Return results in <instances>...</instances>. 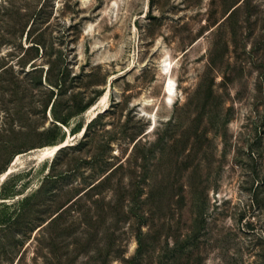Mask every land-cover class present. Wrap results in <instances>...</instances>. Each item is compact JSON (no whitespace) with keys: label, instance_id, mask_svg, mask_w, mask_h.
Wrapping results in <instances>:
<instances>
[{"label":"rangeland","instance_id":"obj_1","mask_svg":"<svg viewBox=\"0 0 264 264\" xmlns=\"http://www.w3.org/2000/svg\"><path fill=\"white\" fill-rule=\"evenodd\" d=\"M15 7L26 14L10 13ZM60 56L68 72L61 88L47 75ZM166 59L176 81L171 103ZM5 67L4 83L22 82L18 93L13 83L0 87V131L10 127L21 147L0 173V264H124L138 246L127 213L133 176L146 180L143 198L153 189L150 225L143 224L156 235L153 262L166 241H184L198 208L190 264H264V189L255 199L264 178V0H0ZM51 89L65 112L94 102L59 124L47 105ZM70 134L55 156L29 153L13 166L19 154ZM135 160L145 168L134 174ZM120 161L123 173L84 193ZM49 173L60 176L45 179ZM40 188L41 205L23 206ZM77 193L84 194L50 221ZM53 196L58 201L41 213ZM110 246L119 255L107 256Z\"/></svg>","mask_w":264,"mask_h":264},{"label":"trees","instance_id":"obj_2","mask_svg":"<svg viewBox=\"0 0 264 264\" xmlns=\"http://www.w3.org/2000/svg\"><path fill=\"white\" fill-rule=\"evenodd\" d=\"M43 5L39 9L38 14L41 12ZM233 7L234 8H232L229 11V14L227 16V18H229L230 20L235 18L238 5L237 6L234 5ZM9 12L12 14L15 13L16 15L22 14L19 11L18 7L11 8L9 10ZM25 14H22V15L24 16ZM34 23H35V21L31 25V28L33 27ZM221 57H222V54H218L217 57H215V55L212 56V61H211L212 64H216L217 59L218 58L221 59ZM63 61L64 60H63L62 56H60L57 59L56 66H53V64H50L49 69H48V73H47V75H49V74L50 75L51 74L56 75L55 77H57V79L55 80V82H52L50 75H49L50 77L49 76L48 77L53 84H55L57 87H60V88L63 86V83L66 81L67 74H68L67 68L66 67L63 68ZM7 68L8 67H5L2 70H0V87L6 89V87H8V85L13 83V85H14L13 89L15 90L16 93H18L19 87H21V82H22L21 79L12 77L13 82H8V83H4L1 79L3 74L8 72V71H5ZM53 94H54V90L51 89V98H50V101H48L47 105L52 103L50 109L53 112L54 119L56 120L57 123L60 122L61 124L62 123L66 124L69 116L87 110V108L94 102L92 100L87 101V102H83V101L76 102V104H74L73 106H69V109L65 112L61 107H59L60 106L59 105L60 104L59 95L56 96V98L53 100V96H54ZM93 120L88 124V128H87V131L85 133L86 134L85 136H87ZM9 130H10V127L9 128L5 127L2 131H0V173L5 171L8 168L13 155L21 147L19 144L15 143V137H14V135H12L9 132ZM197 135H199V134H197ZM65 138L66 137H63L61 140L65 139ZM51 139H54V138H51ZM140 139H141V137L135 141V143L133 145V149H137L140 146V143H139ZM55 143H57V142H55ZM81 143H82V141L80 142V144ZM138 165H141L142 167L145 168V164L144 163L139 164V162L137 160H135V164H133L132 162L129 163V168L132 169V172H134V174L136 171L135 168ZM125 167H126V165L124 164L123 161H120V162L113 164V165L106 166L104 174L101 177H99L97 180L92 182L89 185V187L84 191V193L90 194L91 192L96 191V190H98L100 192V190H102L101 188H103L106 184H109L112 182V180L116 174L123 173V171L125 170ZM59 176H60V173H58V174L57 173H52V174L49 173L45 177V179H56ZM133 177L134 178H132V180L128 184V188H129L128 190H130L129 192L132 194V199H131V204L129 206L127 213L134 217V221H135L134 229H135V234H136L138 246H137L136 252L133 255H131V256L123 255L122 256L124 264H190L191 263L190 262L191 261V255H192V252L194 250V246H195L196 241L199 238L200 233H201V217L203 216L202 210H199L197 208L196 217L194 218V221L191 225L189 232L187 234H185V238L183 239L184 241H182L180 237L174 238L173 244H170L169 240L166 241L165 244H163V246H162L163 251L162 250L159 251V253L156 257L157 258L156 262H153V254L157 248L156 238H155L156 235L153 234L152 230L145 231L143 229V224H149L150 225L149 219L151 217V214H150L151 212H149V211H151V206L154 204V202L151 201L153 198L152 197L153 196V194H152L153 189L148 192L146 197L143 198L142 184L146 180L137 179L135 176H133ZM259 183H261L260 184L261 186L259 188H257L255 191V197H256L255 199L257 200L258 203L260 201V196H259L260 189H262V190L264 189V178ZM118 184L123 185L122 184V176H121V179L118 182ZM42 189L43 188H40L35 193H33L32 195L26 196V199H24L22 202L23 206L25 204H26V206L29 205L30 202L33 200L35 201L34 205L40 206L41 201L39 199H42L41 197H43ZM84 193H82V194L77 193L75 196L69 198L65 203H59L57 206V209L54 211L55 215L50 219V221L55 222L57 220V218L61 217L63 211L67 210L68 208H71V206L74 203H77L80 200L81 195H83ZM46 199H45V201H46ZM179 199L184 200L185 196L181 194ZM47 201H48V203L50 201L51 202H50V204H48V206H46V208L43 207L40 209L41 213H42V211H44V212L50 211L49 207H51L53 205V203H55L58 200H56V196H53L52 199H47ZM96 201H98V200L96 199ZM1 220H4V218L2 217ZM111 243H112L111 245H113V242H111ZM184 246L187 247L188 251L183 249ZM112 247H114V246H110V248H112ZM113 250H114V248H112L111 250H108L107 256H110L113 253L112 252ZM117 251H118L117 249L114 250V254H113L114 256L119 255L117 253ZM100 253L101 252H99V254ZM183 255L187 256L188 261L185 263L181 262V257ZM106 262H107V260H105V262L103 264H106Z\"/></svg>","mask_w":264,"mask_h":264},{"label":"bare ground","instance_id":"obj_3","mask_svg":"<svg viewBox=\"0 0 264 264\" xmlns=\"http://www.w3.org/2000/svg\"><path fill=\"white\" fill-rule=\"evenodd\" d=\"M172 67H173L172 61L168 60V59H166L165 63L162 65V68H163L162 72L166 75V81H165L164 89H165V93H166V96L168 98V101H170V103L172 102V100L176 96V81L172 75ZM105 104H106V97L102 98L99 101L98 105H95L94 109H97L98 107L103 106ZM96 106H98V107H96ZM93 113H95V110H93ZM93 115H95V114H93ZM155 122H156L155 117L154 116L151 117V124L149 125V129L154 128ZM65 127L67 129H69L67 126H65ZM71 137H72V135L70 134L67 137V139H65L61 142L54 143V144H46V145H43L40 147H36V148L32 149L30 152L19 154V156L15 159L13 166H15L18 161H20V159L23 155L29 154V153H33L34 157L37 158V160H39V161H44L47 158H51V157L55 156V154L57 153V151L59 149L70 144V140H71L70 138ZM29 156H31V155H29Z\"/></svg>","mask_w":264,"mask_h":264},{"label":"water","instance_id":"obj_4","mask_svg":"<svg viewBox=\"0 0 264 264\" xmlns=\"http://www.w3.org/2000/svg\"><path fill=\"white\" fill-rule=\"evenodd\" d=\"M59 124H61L60 122H58Z\"/></svg>","mask_w":264,"mask_h":264}]
</instances>
